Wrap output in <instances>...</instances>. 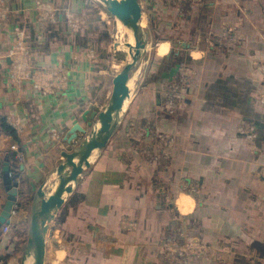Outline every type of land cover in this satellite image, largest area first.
<instances>
[{
	"label": "crops",
	"instance_id": "crops-1",
	"mask_svg": "<svg viewBox=\"0 0 264 264\" xmlns=\"http://www.w3.org/2000/svg\"><path fill=\"white\" fill-rule=\"evenodd\" d=\"M4 1L0 211L8 199L5 163L18 195L9 232L0 230V264H25L35 192L52 182L65 161L62 153L84 140L77 133L67 142L72 126L80 124L86 134L99 126L96 119L86 126L81 118L87 110L105 111L119 72H112L111 54L98 38H107L108 12L97 0ZM38 3L53 7L55 19L41 22ZM140 4L149 36L146 67L135 90L128 87L131 97L117 129L105 147L91 153L88 167L65 195L47 236L45 264H165L158 251L175 222L221 253L217 259L200 252L191 259L194 264H264V0ZM68 14L85 25L72 29ZM17 28L26 33L31 68H64L62 91L42 95L30 81L11 84L8 54ZM98 42L103 52L92 49ZM125 44L126 36L114 46L119 62L130 56ZM183 79V101L169 115L166 92ZM142 123L175 138L167 167H151L135 151ZM182 178L197 184L199 198L185 220L177 208Z\"/></svg>",
	"mask_w": 264,
	"mask_h": 264
},
{
	"label": "water",
	"instance_id": "water-1",
	"mask_svg": "<svg viewBox=\"0 0 264 264\" xmlns=\"http://www.w3.org/2000/svg\"><path fill=\"white\" fill-rule=\"evenodd\" d=\"M104 5L110 15L119 21L126 29L130 30L134 38L135 55L132 60L124 64L122 70L113 79V89L109 98V104L105 111L85 112L81 120L86 126L92 127V121L98 120L99 126L86 134V130L80 124L72 126L65 137L68 143L77 138V133L84 136V140L70 153H62L65 161L56 169L59 177L57 187L53 194L46 198L43 188L45 184L39 186L30 208V218L28 223V236L25 242V260L32 257L31 264H45L46 242L50 227L58 209L64 202V195L71 194L73 184L76 183L84 168L89 165V158L95 149H102L110 139V136L117 129L123 114L124 100L128 97V78L130 71L135 67L142 51L149 43V36L142 26V16L140 0H125L117 3L116 0H97ZM88 115V116H87ZM5 176L4 186L8 199L0 211L1 226L9 224L11 211L17 197L18 183H13L9 176L7 163L2 168ZM160 200V198H159ZM162 201V200H161ZM25 262V261H24Z\"/></svg>",
	"mask_w": 264,
	"mask_h": 264
},
{
	"label": "built area",
	"instance_id": "built-area-1",
	"mask_svg": "<svg viewBox=\"0 0 264 264\" xmlns=\"http://www.w3.org/2000/svg\"><path fill=\"white\" fill-rule=\"evenodd\" d=\"M183 4V0H173V5ZM39 20L52 21L56 17V12L50 5L38 3ZM186 11L182 10L184 14ZM8 8L4 0H0V37L1 28L4 25ZM74 15L68 14L69 26L76 30L81 23L80 18L74 19ZM15 39L9 49L8 58L10 61V81L15 86H20L25 80L30 81L31 86L42 95H51L62 91L66 86L65 70L61 65H56L48 70H39L31 68L29 65V55L26 33L20 29H15ZM230 38L232 36L229 35ZM236 41V39H234ZM219 43V42H218ZM60 62V61H59ZM187 82L179 80L173 85H169L166 93L165 111L169 115H174L175 111L182 103V92L179 90L185 88ZM264 103V97L262 99ZM140 142L134 145L135 151L143 156L147 165L155 168L167 167L174 154L175 138L168 133L158 131L149 123H142L138 131ZM10 176V174H9ZM196 183L193 180L180 179L178 183L179 195L177 208L184 219L186 215L195 208L197 201ZM201 201V200H200ZM183 222H175L172 224L169 237L162 241L158 251V259L165 264H194L191 260L193 257L198 258L201 255L211 256L219 259L220 252L214 253L212 249L200 243L191 234L184 229ZM4 233L9 232L8 225L1 226Z\"/></svg>",
	"mask_w": 264,
	"mask_h": 264
},
{
	"label": "rangeland",
	"instance_id": "rangeland-1",
	"mask_svg": "<svg viewBox=\"0 0 264 264\" xmlns=\"http://www.w3.org/2000/svg\"><path fill=\"white\" fill-rule=\"evenodd\" d=\"M125 1V0H123ZM103 5V4H102ZM104 7V5H103ZM96 18V15L93 14L92 16V19L94 20ZM104 18V17H103ZM74 19H77V17L75 16ZM106 22V23H105ZM104 23L107 24L106 26V31L107 32V38H105L104 36L102 37V34H100L98 36V38L102 41L103 38L104 40L102 42H100L102 44V47L103 46H106L104 49L105 50H108L111 54V57L109 58V61L111 63H113L112 65H115V67L113 68V73L116 74L118 72H120L122 70V68L124 67V63H126L125 61H121L119 62V58H117V52H116V48H114V46L116 45V43H121L122 41L125 42V36H126V39L128 41L129 44H125L124 48H125V51L127 52V50L130 52L131 54V51L132 49L130 48V45H131V40L129 38V32L127 31L126 27H124L122 24H119L118 21L113 17V16H110L108 13L105 14V18H104ZM85 25L84 23H81L79 26H83ZM97 26H100L98 24H96ZM98 29H102V27L100 26ZM118 29H121L122 33L118 30ZM104 29H102L103 31ZM120 32V33H119ZM98 45H99V42L96 43V48H92V49H98L99 52H103L104 49H100L98 48ZM147 50L148 48L146 47V51L145 53L139 58V61H138V65H137V73L133 79V81H131V85H130V89H132V92L133 90H135L137 84H136V79H137V76L138 74H140V72L142 73L144 68L146 67V54H147ZM95 51V50H94ZM128 54V52H127ZM129 57V56H128ZM142 59V60H141ZM144 59V60H143ZM140 63V64H139ZM144 65H143V64ZM141 65V66H140ZM145 66V67H144ZM112 73V74H113ZM170 85H173L170 84ZM133 86V87H132ZM167 93V92H166ZM58 183V182H57ZM55 186H53L54 188ZM53 190V189H52ZM66 197V196H65ZM185 220V219H184ZM184 224V223H183ZM185 225V224H184ZM184 229L185 231L189 234V231H188V228L187 226L185 225L184 226ZM169 237V236H168ZM166 239V238H165ZM164 241V240H162ZM25 246V244H24ZM25 249V248H24Z\"/></svg>",
	"mask_w": 264,
	"mask_h": 264
},
{
	"label": "bare ground",
	"instance_id": "bare-ground-1",
	"mask_svg": "<svg viewBox=\"0 0 264 264\" xmlns=\"http://www.w3.org/2000/svg\"><path fill=\"white\" fill-rule=\"evenodd\" d=\"M123 0H116V2L117 3H120V2H122ZM127 31L129 32V38H130V40H131V45H130V48L132 49V51H131V54H130V56H129V58L127 59V61H126V63H128L129 61H131L132 60V58H133V56L135 55V48H134V38H133V34H132V32L130 31V30H128L127 29ZM145 51H146V49L145 50H143L142 51V54H141V56L145 53ZM140 56V57H141ZM142 60V59H141ZM144 60V59H143ZM139 61V60H138ZM138 61H137V63H136V65H135V67L130 71V73H129V78H128V81H127V84H128V87H130V85H131V81H133V79H134V77H135V75H136V73H137V65H138ZM140 64V63H139ZM143 64V63H142ZM144 65V64H143ZM141 66V65H140ZM145 67V66H144ZM133 87V86H132ZM132 95V94H131ZM129 97V96H128ZM131 97V96H130ZM129 97V98H130ZM129 101V99L128 98H126L125 100H124V104H123V109L126 107V105H128V102ZM98 151V150H97ZM91 158H93V156L91 155ZM91 158H90V160H91ZM57 182H59V177H58V175H56V174H53V179H52V182H46V185L44 186V188H43V191H44V193H46V198L47 197H49L50 195H52L53 194V191H54V189L57 187V185H58V183ZM73 185H74V183H72ZM53 186H55L54 188H53ZM53 189V190H52ZM66 195V194H65ZM65 195H64V197H65ZM32 263V257L30 256L27 260H26V263L25 264H31Z\"/></svg>",
	"mask_w": 264,
	"mask_h": 264
},
{
	"label": "trees",
	"instance_id": "trees-1",
	"mask_svg": "<svg viewBox=\"0 0 264 264\" xmlns=\"http://www.w3.org/2000/svg\"><path fill=\"white\" fill-rule=\"evenodd\" d=\"M108 241H106V242H108ZM48 258H49V249L47 250V260H48Z\"/></svg>",
	"mask_w": 264,
	"mask_h": 264
}]
</instances>
